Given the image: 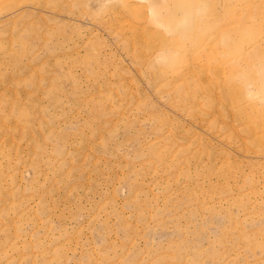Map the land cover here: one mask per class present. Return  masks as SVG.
<instances>
[{"label": "rangeland", "instance_id": "1", "mask_svg": "<svg viewBox=\"0 0 264 264\" xmlns=\"http://www.w3.org/2000/svg\"><path fill=\"white\" fill-rule=\"evenodd\" d=\"M190 5L0 0V264H264V3Z\"/></svg>", "mask_w": 264, "mask_h": 264}, {"label": "bare ground", "instance_id": "2", "mask_svg": "<svg viewBox=\"0 0 264 264\" xmlns=\"http://www.w3.org/2000/svg\"><path fill=\"white\" fill-rule=\"evenodd\" d=\"M192 3H193V5H190V6H184V13H183V15L184 14H187L186 15V17H184L181 21H180V23L179 24H177L178 25V27H177V29L178 30H180L181 32L180 33H183V34H185L186 36H189V34H198L199 36H201L202 34L200 33V32H203L204 33V29H203V25H199L198 23H197V20H196V18H197V12L198 11H200L201 10V3L202 2H204V0H190ZM208 1V0H207ZM259 2H261V3H264V0H258ZM207 3V2H206ZM258 4H260V3H258ZM126 5V4H125ZM206 5V4H205ZM215 5V4H214ZM127 6V5H126ZM204 7V6H203ZM126 8H128V7H126ZM181 9V8H180ZM250 9V8H249ZM250 10H252V9H250ZM211 11H213V10H211ZM171 12H173V13H171V15H170V13H168V17H167V23L168 22H170V23H173V22H176L175 20H177L178 21V16L176 15V12H174V11H171ZM133 13V14H132ZM208 13V12H207ZM213 13V12H212ZM131 14L134 16V17H136V18H134V20H135V23L136 24H139V22L142 20V9L141 8H133L132 10H131ZM215 14V13H214ZM261 14V13H260ZM253 15V13H252V11H249V12H247L246 13V15L245 16H247V17H250V16H252ZM262 15V17H264L263 16V14H261ZM234 16V15H233ZM158 20V19H157ZM196 20V21H195ZM126 22V20L123 22V23H125ZM127 23L129 24V22L127 21ZM131 23V22H130ZM134 24V23H133ZM127 26V25H126ZM130 26V25H129ZM128 27V26H127ZM207 28V27H206ZM174 29H176V28H174ZM132 32H134L135 34H137V30L138 29H135V28H132ZM223 33H225V32H223ZM142 34V33H141ZM141 36V35H140ZM175 36H176V34H175ZM199 36H197V38L195 39V41L193 42V45H195L196 44V42H197V40H198V38H199ZM139 37V36H138ZM141 38V37H140ZM175 38H177V37H175ZM228 41V48H229V50H230V52H239L240 51V48H238L237 47V43L234 41V40H231V39H227ZM178 42V41H177ZM241 43H242V46H243V44H245L242 40H241ZM247 43V42H246ZM162 45H165V42L163 41V43H162ZM243 51H244V48H242V50L240 51V53H243ZM238 55V54H237ZM161 56V55H160ZM231 61H235V60H230V59H225V60H223V62L222 63H220V62H218L216 65H220L221 67L220 68H217V69H222L223 70V68L224 67H226V65H229V63L231 62ZM240 74V73H239Z\"/></svg>", "mask_w": 264, "mask_h": 264}]
</instances>
